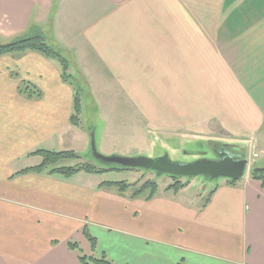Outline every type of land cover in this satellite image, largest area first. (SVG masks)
Here are the masks:
<instances>
[{
  "label": "crops",
  "instance_id": "crops-1",
  "mask_svg": "<svg viewBox=\"0 0 264 264\" xmlns=\"http://www.w3.org/2000/svg\"><path fill=\"white\" fill-rule=\"evenodd\" d=\"M37 33L87 93L72 126L74 86L55 60L0 57V264H79L68 243L90 254L83 226L112 264H264V186L250 178L257 159L205 199L186 179L178 192L156 181L145 200L100 187L94 174L21 172L41 164L38 150L86 156L96 130L81 116L91 110L102 123L99 151L105 134L107 150L131 146L120 131L133 126L141 147L215 141L263 158L264 0H0L5 44ZM20 82L41 96L26 98ZM113 102L134 117L109 116Z\"/></svg>",
  "mask_w": 264,
  "mask_h": 264
},
{
  "label": "trees",
  "instance_id": "trees-1",
  "mask_svg": "<svg viewBox=\"0 0 264 264\" xmlns=\"http://www.w3.org/2000/svg\"><path fill=\"white\" fill-rule=\"evenodd\" d=\"M37 52L46 58L55 60L61 69V78L64 83L72 86L71 76L68 74L69 63L68 61L54 48H52L48 43H46L44 37L37 33L33 36L24 37L19 40H14L8 44H0V57L9 54L23 53V52ZM18 92L28 99H38L41 94L32 85L20 82L18 87ZM80 91L79 89H74V97L72 102V112L70 116V125L79 126L80 115H81V101H80ZM41 157V164L38 166L26 169L21 172H35V173H45L48 175H59L63 178H70L80 172L87 174H102L108 171L116 170L123 171V169H105L94 165L89 162H81L75 167H61L58 166L60 162L67 160H81V156L75 152H53L38 150L34 153ZM250 178L254 181L260 182L264 186V167L252 166L250 169ZM172 184L167 187V189L173 192H178L184 187V184L180 182L178 178H171ZM230 185L235 184L237 181H227ZM100 187L116 188L121 194H130V198H144L145 200H150L155 197L158 191V186L155 180H145L137 181L134 183L121 182H104L100 184ZM214 191V189H213ZM82 235L84 240L87 242L90 250L89 255L83 254L80 250L78 243L69 242L68 248L76 252L79 264H112L110 260L102 253L100 255L96 254L98 251V242L95 237H93L89 229L86 226L82 228Z\"/></svg>",
  "mask_w": 264,
  "mask_h": 264
},
{
  "label": "water",
  "instance_id": "water-1",
  "mask_svg": "<svg viewBox=\"0 0 264 264\" xmlns=\"http://www.w3.org/2000/svg\"><path fill=\"white\" fill-rule=\"evenodd\" d=\"M94 131L89 133V153L96 166L105 169L143 170L156 177L166 175L170 178H186L187 181L203 177L205 181L216 182L239 181L248 168V150L243 144L233 145L215 141H203L199 150L185 152L186 161H174L167 152L178 150L180 145L165 149V154L155 158L142 155L125 157L121 155L104 156L99 151V140L96 143ZM194 143V147L196 146ZM187 145V144H186ZM167 150V151H166Z\"/></svg>",
  "mask_w": 264,
  "mask_h": 264
},
{
  "label": "rangeland",
  "instance_id": "rangeland-1",
  "mask_svg": "<svg viewBox=\"0 0 264 264\" xmlns=\"http://www.w3.org/2000/svg\"><path fill=\"white\" fill-rule=\"evenodd\" d=\"M24 37H27V36L19 37V38H16L14 40H19V39H22ZM0 44H5V42L0 39ZM61 55H63V54H61ZM72 84L74 86V89H79V91L81 89L82 92L80 91V96L87 93V90H86L87 87L86 86L84 88H79V84L77 82H75L74 80L72 81ZM88 104H90V102H88ZM85 105H86V102L83 103V107H85ZM108 107H109V114H108L109 116H118L123 111V112H125V114L129 115L131 118L134 117L133 109L129 108L128 106L121 109L122 106H120V105L117 106L113 102L112 104L109 103ZM88 113H89V117L86 116V113H83V115L81 116L82 124L86 125V123L89 119H90L91 123H94L93 127L96 130V137H97L96 143H97L99 140L100 128L102 126V123L100 122L101 121L100 116L98 117V114H97V116H95V113H97V111L91 110ZM118 126H119V124H118ZM132 127L133 126H128V130H129L128 133H122V131L119 130L120 131V137L122 138V140H130L131 146L124 147L119 143L116 146V147H118V150L113 151L110 149V147L107 150V148H106L107 135L105 134L104 140L101 143L100 153L104 156L121 155V156H125V157H136L137 155L138 156L142 155V156L148 157V158H155V157H159V156L164 155L165 149L171 150V149H173L172 146H175L174 144L172 145L168 142L165 144H162L161 141L160 142L156 141L152 147H150V146L149 147H141L133 139H130V138L135 137V134L132 132L133 131ZM129 132H131L130 135H128ZM124 138H129V139H124ZM101 139H102V137H100V142H101ZM119 141H120L119 138H114L112 143L113 142L114 143L119 142ZM194 143L195 142H190V143L186 142L184 144H181L179 146L178 150L172 151V153H169V152H167V153L170 156V158L174 161H186L188 158L185 157V154H184L185 152H191V150H199V149H201V147H203V146H201L202 144L199 142L196 143V146L194 147ZM177 146H178V144H177ZM246 146H248V145L246 144ZM247 150H250V149H248V147H247ZM251 151H253V150L251 149ZM113 153H118V154H113ZM140 153H142V154H140ZM76 154H78V153H76ZM78 155L81 156V158H82L81 160L63 161V162H60L58 164V166L75 167L78 164H80L81 162H89V163H93L95 165V162L93 161V159L89 153V150H88L86 156H84V154H78ZM251 158L258 160L257 163L254 164L253 166L264 167V166H262V165H264V157L258 159V157L255 158L253 155V156H251ZM94 175L99 179L100 182H121V181H124L126 183H134L137 181L144 182L145 180H152V179L155 181H162V182L172 180L170 177H168L166 175L156 177L155 174L150 173V172H145L143 170H123V171L112 170V171H108V172H105L102 174H94ZM182 179H186V178H182ZM189 182H193V184H195V185L201 184L203 186L204 192H202L203 193L202 198H204V199L208 197L207 196L209 194L208 191H210L211 189L216 187V185H215L216 182L205 181L203 179V177H201V176L193 178L192 180H189ZM206 191H207V193H206Z\"/></svg>",
  "mask_w": 264,
  "mask_h": 264
}]
</instances>
